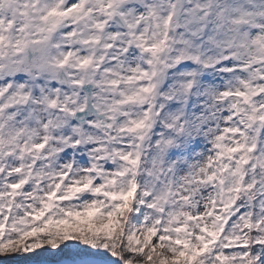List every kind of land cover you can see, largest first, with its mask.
Here are the masks:
<instances>
[{"label": "snow or ice", "instance_id": "obj_1", "mask_svg": "<svg viewBox=\"0 0 264 264\" xmlns=\"http://www.w3.org/2000/svg\"><path fill=\"white\" fill-rule=\"evenodd\" d=\"M0 264H264V0H0Z\"/></svg>", "mask_w": 264, "mask_h": 264}]
</instances>
